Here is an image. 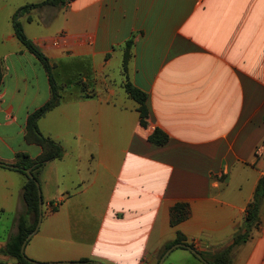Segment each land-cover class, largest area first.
I'll use <instances>...</instances> for the list:
<instances>
[{
    "label": "crops",
    "instance_id": "obj_1",
    "mask_svg": "<svg viewBox=\"0 0 264 264\" xmlns=\"http://www.w3.org/2000/svg\"><path fill=\"white\" fill-rule=\"evenodd\" d=\"M21 7L0 31L7 165L18 154H42L26 141V126L51 99L45 69L15 36ZM21 23L62 88L38 123L64 156L37 175L43 220L26 246L33 244L31 258L160 264L179 233L204 259L230 249L264 177L255 154L264 141V0H76L32 10ZM127 83L148 95L146 127ZM157 129L169 136L164 146L149 140ZM25 183L0 167V264H19L1 251L26 214ZM179 203L189 216L172 226ZM259 215L260 228L232 250V264H264V200ZM161 264L205 263L178 248Z\"/></svg>",
    "mask_w": 264,
    "mask_h": 264
},
{
    "label": "trees",
    "instance_id": "obj_2",
    "mask_svg": "<svg viewBox=\"0 0 264 264\" xmlns=\"http://www.w3.org/2000/svg\"><path fill=\"white\" fill-rule=\"evenodd\" d=\"M76 0H44L39 3L29 4L19 9L13 18V28L15 36L19 42L35 57L39 60L43 68L45 69L50 82L51 88V99L43 107L33 112L27 121L26 126V141L29 144H36L41 147L42 154L36 159H32L29 155L23 153L17 155V161L14 164L18 171L26 178V183L23 187V200L26 205V214L22 215L19 219L18 233L13 236L6 247L1 251L2 254L12 257L19 264H31L26 255L21 252L22 245L27 237L36 229L39 222L40 211H39V188L36 182L38 180V172L44 168L48 163L60 160L64 156L63 147L42 134L39 129L38 123L49 111L54 109L60 102L62 88L58 84L54 74V67L50 63L49 59L41 51V49L34 44L32 40L28 38L20 21L21 17L32 10L41 9L44 7L60 8L67 4H70ZM127 53L124 62V70L127 71V62L129 58V51L131 49V42L127 44ZM4 84L3 67L0 63V90ZM127 93L139 104V113L141 118V125L147 126V119L149 118V107H148V95L132 85L127 83L125 85ZM150 142L157 146H164L169 142V136L162 130L157 129L150 137ZM0 167L9 169V165L0 161ZM27 170H31L34 175V179L30 178L27 174ZM264 200V177L260 180L257 187L253 202L248 206L244 223L234 238L233 245L227 251L213 257L206 258L208 264H232L231 252L232 250L247 241L253 236V231L258 230L261 226L260 220V207ZM189 216V206L185 203L176 204L171 210V225L178 226L180 223L185 221ZM176 244L190 245L185 236L181 233L178 234L177 239L172 243L165 245V251L169 250ZM72 264H100L94 261L81 260L79 262H72Z\"/></svg>",
    "mask_w": 264,
    "mask_h": 264
},
{
    "label": "water",
    "instance_id": "obj_3",
    "mask_svg": "<svg viewBox=\"0 0 264 264\" xmlns=\"http://www.w3.org/2000/svg\"><path fill=\"white\" fill-rule=\"evenodd\" d=\"M10 168H13V169H16L17 167L14 166V165H9ZM27 174L29 175L30 178L34 179V175L32 174L31 170H27L26 171ZM37 184V187L39 188V196H40V202H39V211H40V217H39V222L37 224V227L36 229L27 237V239L24 241L23 245H22V249H21V252L23 255H25V249H26V246L28 244V242L36 235V233L38 232L39 230V227L42 223V220H43V198H42V195H41V191H40V184L39 182H36ZM178 248H185V249H188L189 251H191L198 259H200L201 261H203L205 264H208V262L195 250L193 249L192 247H189L187 245H184V244H176L174 245L173 247H171L164 255V257L162 258L161 260V263L166 259V257L175 249H178ZM154 263L153 264H157V261H153ZM29 263L31 264H72V262H69V263H39V262H36V261H32V260H29ZM160 263V264H161Z\"/></svg>",
    "mask_w": 264,
    "mask_h": 264
},
{
    "label": "rangeland",
    "instance_id": "obj_4",
    "mask_svg": "<svg viewBox=\"0 0 264 264\" xmlns=\"http://www.w3.org/2000/svg\"><path fill=\"white\" fill-rule=\"evenodd\" d=\"M0 1L3 3H6V4H3V5H6V8L4 10H0V31H3V29L5 30V24H7L9 28V13L11 10H13L16 6L25 7L30 2H33L32 0H27V1L25 0H0ZM112 67L118 68L117 62H114ZM5 218L6 216L3 217V219ZM32 252H33V244H31L28 248L25 249V255L27 256L28 259L32 261H36L35 259H32L33 258L32 256H34Z\"/></svg>",
    "mask_w": 264,
    "mask_h": 264
},
{
    "label": "built area",
    "instance_id": "obj_5",
    "mask_svg": "<svg viewBox=\"0 0 264 264\" xmlns=\"http://www.w3.org/2000/svg\"><path fill=\"white\" fill-rule=\"evenodd\" d=\"M60 44H61V41L60 40H55L54 43H53V45L55 47H59ZM255 154H256L257 157L264 158V141L256 149Z\"/></svg>",
    "mask_w": 264,
    "mask_h": 264
}]
</instances>
